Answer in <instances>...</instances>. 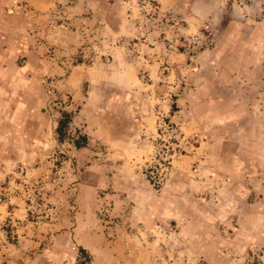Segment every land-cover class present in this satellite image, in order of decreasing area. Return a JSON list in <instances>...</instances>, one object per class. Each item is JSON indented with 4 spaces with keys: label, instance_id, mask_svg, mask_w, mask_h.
<instances>
[{
    "label": "rangeland",
    "instance_id": "1",
    "mask_svg": "<svg viewBox=\"0 0 264 264\" xmlns=\"http://www.w3.org/2000/svg\"><path fill=\"white\" fill-rule=\"evenodd\" d=\"M64 110L72 120L60 141ZM85 120L113 143L121 127L138 139L154 129L153 162L145 167L154 198L171 160L184 159L179 167L188 172L202 165L203 178L192 174L197 193L180 206L211 211L222 198L237 200L240 225L226 217L217 234L241 238L238 226L258 229L249 244L231 242L219 264H264V0H0V132L10 122L29 130L44 122L52 141L31 164L23 151L12 161L0 145V264H52L45 252L53 235L87 213L70 190L75 167L67 152L82 139ZM120 196L126 202L116 215L113 195L90 199L99 225L129 212L133 201ZM69 239L77 256L54 264L105 263H93ZM168 247L174 254L152 263L210 264L177 236L153 248Z\"/></svg>",
    "mask_w": 264,
    "mask_h": 264
},
{
    "label": "crops",
    "instance_id": "2",
    "mask_svg": "<svg viewBox=\"0 0 264 264\" xmlns=\"http://www.w3.org/2000/svg\"><path fill=\"white\" fill-rule=\"evenodd\" d=\"M24 112L26 111L20 110L19 113L25 116ZM20 124L10 122L6 130L0 132V145H4V152L9 153V159L12 161L18 159L19 151L25 153L23 160L26 163L41 160L44 153L50 152L52 147L49 127L40 122L29 130L27 125ZM54 130L52 129L53 134ZM147 131L153 138L154 129ZM83 133L87 136V144L78 148L72 141L68 143L67 152L75 167L70 189L75 194L74 202L78 208L88 211L81 218L77 214L71 225L67 226L69 228L53 235L52 243L45 252L48 263L54 264L55 260L70 262L77 256V251L71 247L69 238L76 240L80 246L88 250L93 263H96V257H100L104 258V264H145V257L151 259V263L152 259L166 258L165 252L174 254L175 250L171 252L173 248H158L157 252L153 247L155 243L160 245V242L171 240L173 236L182 238V241L190 245L196 244L200 257L208 259L210 264H219L226 258L224 250L228 251L231 242L238 240L249 244L253 240L250 234L253 235L258 229L254 223L244 227L247 233L243 231V226L237 225L239 228L236 230L242 232L241 238L217 234V228L225 222L226 217H232L233 220L236 218L238 224L243 219L245 214L240 213L244 210L238 206L237 200L228 203L222 198L219 203H215V208L210 209L211 211L204 205L193 208L180 206L182 198L188 197L192 200V195L197 193L194 186L195 182L199 181L193 178L192 174L203 178L205 171L202 170V165L196 170L191 168L188 172L179 167L180 163H184V159L171 160L170 170L162 187L163 193L160 197L154 198L157 190L145 173V167L153 162L154 139L150 136L145 138L143 135L136 139L132 129L121 127L117 134V142L113 143L108 136L100 135L94 122L90 120L84 121ZM189 163H193L192 160ZM36 165L33 166L35 170ZM99 192L113 195L112 198L115 199L111 208L113 215L120 212L122 204L126 202L120 195H125L124 198L133 201L128 202L129 212L121 215V219L113 220V224L99 225L89 212L92 208L88 204L94 194ZM144 196L149 198L145 203ZM13 200L15 199L12 197V202ZM6 206L10 209L9 204L6 203ZM21 207L16 206L14 209ZM0 208H4V205H0ZM66 236L67 240L61 243L60 240ZM100 241H108L110 244L97 246L96 243ZM126 241L141 243L142 248L131 250L127 248ZM145 242L151 245H144ZM189 248L192 250L191 246ZM187 249L176 250V253L185 252ZM152 264L158 263L154 261Z\"/></svg>",
    "mask_w": 264,
    "mask_h": 264
},
{
    "label": "trees",
    "instance_id": "3",
    "mask_svg": "<svg viewBox=\"0 0 264 264\" xmlns=\"http://www.w3.org/2000/svg\"><path fill=\"white\" fill-rule=\"evenodd\" d=\"M72 120V114L69 111H62V117L61 119H59L58 121V127H57V133L59 136V140L62 141L64 140L65 136H66V129L69 125V123ZM75 146L80 148L83 147L87 144V136L83 135L81 140H74ZM81 251H85V249L83 247L80 248Z\"/></svg>",
    "mask_w": 264,
    "mask_h": 264
}]
</instances>
